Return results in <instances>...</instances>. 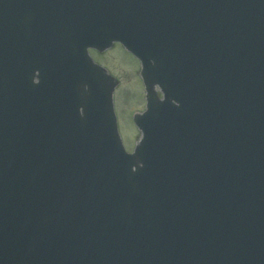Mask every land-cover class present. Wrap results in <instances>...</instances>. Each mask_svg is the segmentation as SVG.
Here are the masks:
<instances>
[{"label": "water", "instance_id": "water-1", "mask_svg": "<svg viewBox=\"0 0 264 264\" xmlns=\"http://www.w3.org/2000/svg\"><path fill=\"white\" fill-rule=\"evenodd\" d=\"M116 41L148 91L134 155L87 51ZM71 250L264 264V0H0V264Z\"/></svg>", "mask_w": 264, "mask_h": 264}, {"label": "rangeland", "instance_id": "rangeland-1", "mask_svg": "<svg viewBox=\"0 0 264 264\" xmlns=\"http://www.w3.org/2000/svg\"><path fill=\"white\" fill-rule=\"evenodd\" d=\"M97 64H101L114 89V103L123 144L127 151L136 149L139 133L133 124L134 112H143L146 107L144 84L141 80V63L121 45H113L106 51H91Z\"/></svg>", "mask_w": 264, "mask_h": 264}]
</instances>
